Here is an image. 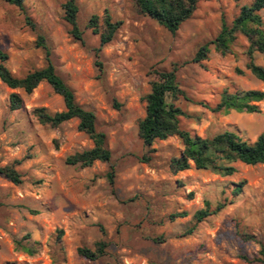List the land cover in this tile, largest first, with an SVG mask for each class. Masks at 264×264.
I'll return each instance as SVG.
<instances>
[{
  "label": "rangeland",
  "instance_id": "rangeland-1",
  "mask_svg": "<svg viewBox=\"0 0 264 264\" xmlns=\"http://www.w3.org/2000/svg\"><path fill=\"white\" fill-rule=\"evenodd\" d=\"M67 1L26 0L24 12L0 0V49L9 53L11 71L25 76L47 64L37 45L44 36L57 71L77 101L95 113L112 158L87 167L67 164L68 156L93 147L78 129L79 120L54 128L33 115L37 107L63 111L62 96L46 81L28 94L0 79V166L19 161L16 168L23 175L17 185L0 174V264H264L242 258L264 253V162L238 161L231 176L194 165L174 174L170 161L181 154V139L171 136L147 148L139 136L144 97L156 72L174 69L184 95L168 101L186 113L181 128L202 137L229 130L251 142L264 133V101L256 113H216L202 105L215 106L225 90L264 89L246 68L244 34L237 35L227 55L210 44L253 0H198L193 16L175 32L140 13L135 0H76L84 42L70 34ZM105 10L123 24L99 50L100 36L88 23ZM260 14L264 18V9ZM206 44L208 58L193 62ZM255 60L264 67V53L256 52ZM13 92L24 100L15 111L9 108ZM111 169L114 183L108 178ZM244 180L243 191L233 196L234 185ZM225 199L232 202L196 222L194 215L206 201L215 208ZM179 212L187 215L170 219ZM60 230L63 250L56 242ZM99 242L106 245L99 258L79 255V248L94 251ZM20 243L37 252L27 253Z\"/></svg>",
  "mask_w": 264,
  "mask_h": 264
},
{
  "label": "trees",
  "instance_id": "trees-1",
  "mask_svg": "<svg viewBox=\"0 0 264 264\" xmlns=\"http://www.w3.org/2000/svg\"><path fill=\"white\" fill-rule=\"evenodd\" d=\"M25 12L26 0H5ZM140 13L156 20L161 26L171 32L179 29L181 24L193 16L198 0H135ZM65 20L70 25V34L81 42H84V32L80 28L78 13L79 5L76 0H68L64 4ZM264 9V0H253L250 5L241 8L238 17L231 27H225L218 37L210 44L222 55L231 52V43L237 39V35L242 33L248 39V46L245 54L247 56L246 68L264 82V67L255 60V53H264V18L260 11ZM28 19V17H27ZM121 20H114L108 10L102 15L94 14L88 23V28L100 36V48L110 43L122 26ZM37 45L46 52L47 64L35 69L25 76L15 75L8 67L10 59L8 52L0 49V79L12 89H23L26 93H32L43 81L48 82L53 89L62 96L65 109L60 112L51 113L45 107H37L33 110V115L44 125L54 128L59 127L66 121L77 118L79 120L78 129L85 132L93 141V147L76 152L68 156L66 162L71 165L87 167L96 161L110 162L112 151L107 143V135L97 128V118L95 113L81 105L75 96L74 90L67 84L64 78L57 71L52 60V50L46 42L44 36L39 35ZM209 44L202 46L193 58V62H202L208 58ZM241 74L243 71L237 69ZM157 77L151 82V91L144 97L146 101V114L139 122V136L144 141L147 148H151L156 140H165L171 136H178L183 143V150L179 156H175L170 161V169L174 174L192 168L210 170L222 176H231L237 168L234 163L240 161L249 165H256L264 162V133L260 134L253 142L243 139L236 132L223 131L212 137H202L188 130L181 128L180 119L186 113L178 107L174 101H168V96L173 100L184 95V91L176 82V69L172 71H158ZM264 101V89L237 90L234 93L224 91V95L219 103L212 106L202 103L203 106L212 112L229 113L232 110L238 112L256 113L260 111L259 103ZM22 96L13 92L9 97V108L12 111L23 107ZM146 160H150L146 158ZM0 166V174L14 184L23 183V175L16 168V164ZM108 178L114 183L115 171L108 172ZM246 181H241L234 185L232 195L237 196L242 191ZM232 201L225 199L219 202L215 208L209 201H206L204 208L198 210L194 219L201 222L205 218L222 211ZM185 212L174 213L170 219L185 217ZM192 229L185 233L189 235ZM63 230L58 232L56 242L63 250L61 238ZM163 241L164 239L161 238ZM160 241V239H157ZM19 244V242H18ZM20 248L33 255L37 252L35 247L22 245ZM104 242L97 243L96 250L79 248L78 253L90 260H95L104 253ZM248 262H263L262 257L250 259L242 257Z\"/></svg>",
  "mask_w": 264,
  "mask_h": 264
}]
</instances>
